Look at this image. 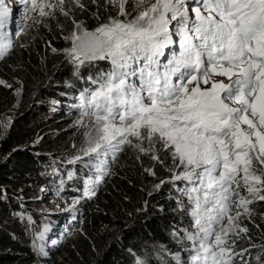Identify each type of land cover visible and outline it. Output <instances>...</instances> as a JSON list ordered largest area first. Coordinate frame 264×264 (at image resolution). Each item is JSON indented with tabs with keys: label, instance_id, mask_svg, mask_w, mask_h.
<instances>
[{
	"label": "snow or ice",
	"instance_id": "snow-or-ice-1",
	"mask_svg": "<svg viewBox=\"0 0 264 264\" xmlns=\"http://www.w3.org/2000/svg\"><path fill=\"white\" fill-rule=\"evenodd\" d=\"M58 2L63 6L65 0ZM125 2L119 0L121 15ZM30 4L41 17L50 15L46 8L57 7L46 0ZM202 8L207 15L196 7L190 23L184 0H156L126 22L112 19L94 31L77 24L79 31L69 37L72 47L67 55L77 66L105 58L114 66L88 98L98 127L94 138L86 133L90 139L84 155L95 154L99 160L125 144L151 153L155 160L160 159L157 153L170 152L185 169L182 177L174 178L194 185L187 194L196 230H184L183 237L192 242L189 264H234V257L243 252L234 251L229 233L247 229L235 224L240 213L231 215L232 208L248 212L253 199L264 200V0H202ZM9 17L0 0V30ZM178 17L181 50L160 73L152 67L157 64L152 57L171 42L169 25ZM11 47L0 31V56ZM140 59L146 63L139 69L137 87L127 82L135 70L115 69L129 68ZM214 75L227 77L230 83L213 80L210 89H202L200 84ZM242 186L252 199L233 201ZM174 259L180 264L178 255ZM137 264L145 262L138 259Z\"/></svg>",
	"mask_w": 264,
	"mask_h": 264
},
{
	"label": "trees",
	"instance_id": "trees-1",
	"mask_svg": "<svg viewBox=\"0 0 264 264\" xmlns=\"http://www.w3.org/2000/svg\"><path fill=\"white\" fill-rule=\"evenodd\" d=\"M117 1L65 0L63 11L57 9L37 32L14 42L7 37L12 47L0 56V97L7 84L15 96L0 109V264H177L176 255L184 264L189 255L183 239L188 189L174 181L182 167L170 152L155 160L125 144L99 160L72 155L87 140L77 120L94 117H83L90 109L83 88L106 80L113 64L72 63L64 54L72 47L67 34L78 32L77 24L94 31L112 19L131 20L127 15L137 8L127 11L125 3L121 15ZM46 189L65 195L79 221L72 227L66 220L72 237L42 255L30 250L29 228L18 213L30 210L36 190ZM247 207L235 221L247 232L228 237L234 251L243 252L234 264H264V200Z\"/></svg>",
	"mask_w": 264,
	"mask_h": 264
},
{
	"label": "rangeland",
	"instance_id": "rangeland-1",
	"mask_svg": "<svg viewBox=\"0 0 264 264\" xmlns=\"http://www.w3.org/2000/svg\"><path fill=\"white\" fill-rule=\"evenodd\" d=\"M38 2H39V0H38ZM46 2L55 4V5H57V7L53 8V9L46 8L45 11L50 13V15H46V16L41 17L39 15L38 11L33 12L30 10V8H31L30 0L27 4L24 2V0H3V4L8 8V10L10 12V17H9L8 22L5 24L4 28L0 31H2L4 34H6V36L13 42L16 41V39L19 35H23V37L30 36L31 32L36 31L37 28H39V26L41 25V23H44V25H46L48 20L52 19V16L56 12V10L57 9L59 10L61 7H63V6L59 5L58 0H46ZM155 2H156V0H144L143 4H138V0H126L125 3L128 4L127 11L130 10L131 8H133L134 6L137 8V10L134 11L132 14L128 13L127 17H129L131 20L134 19L141 11L150 7ZM117 6H118V10H119L120 9L119 0L117 1ZM184 7L187 8L188 17L190 18V23L195 21V12L193 11V9L195 7L193 4V0H184ZM169 16H170V14H169ZM180 19L181 18L178 17L176 21H172L171 24L169 25V32L171 34V42L167 43L165 46L160 48L157 51V54L152 57L153 60L157 62V64L152 65V67L155 68L156 71H159V68H160L159 63L160 62L165 61V65H168L169 62L173 59V57L175 55H178L180 50H181L180 49L181 35L177 34L178 33L177 24H178ZM189 26H190V24H189ZM70 36H71V33L67 34V39H69ZM70 42H71V39H70ZM64 54L66 55L67 53L65 52ZM148 54L150 55L151 53H148ZM103 60L111 62V60L108 58H105ZM102 63H104V62L97 63V66H101ZM145 63H146V60L142 61L140 59L136 62H132L131 67H129V68L115 69V70L118 72H124V71L131 72V71L135 70L137 73V71H139V69L142 68ZM104 66L107 67L106 63H104ZM100 71H101L100 69L96 68V72H100ZM112 71H114V66H113V69L110 71V73ZM234 78L235 77H233V79ZM213 80L222 81L226 84L230 83V81L228 80L227 77H221V76H215L214 75V76L210 77L207 85L204 83H201L200 87L202 89H210L211 83ZM128 82H132V84H135L137 87H139V85H140V74L137 73L135 76H129ZM192 86L193 85H189V87H192ZM11 88L12 87L10 84L4 85V88H2L4 94H2L0 97V99L3 101V102H0V109L5 108L7 103L12 102L14 100L15 92H13L12 90H9ZM144 95L146 96V93H144ZM76 124L79 125V127L81 128L82 134H84L85 139H87L84 144L75 145L73 147L72 155L75 157V159H78V158L84 156L83 150L89 146L88 141H89L90 137H88V135H86V133H91V130L93 128V134L91 135V138H94L96 136V128L98 127V124L95 121V118H88V119L84 120L83 122H80L79 120H77ZM133 141H135L134 138H133ZM146 143L147 142H145V144ZM36 191H37V193L35 194L34 197L37 199L35 200L36 203L34 205H40V204H43V203H46V202H49L52 200H60L62 202H65L64 200L58 198L55 194L50 195L49 192H51V191L49 189L41 190V191L36 190ZM238 191H239L238 196L237 195L232 196L233 201L239 200L240 197H247V195H248L247 191L246 190L244 191L243 186ZM61 208H63V207H61ZM242 209L243 208H236L235 206H233L230 214L233 215L235 212L240 211ZM244 213H245V211H244ZM224 222L227 223V219H225ZM39 230H40L39 234L41 235V231L46 230V227L42 226L41 229H39ZM42 243H43V240L40 239L36 243V245L39 247V245ZM33 245H34V243H33ZM37 250H39V249H37Z\"/></svg>",
	"mask_w": 264,
	"mask_h": 264
},
{
	"label": "clouds",
	"instance_id": "clouds-1",
	"mask_svg": "<svg viewBox=\"0 0 264 264\" xmlns=\"http://www.w3.org/2000/svg\"><path fill=\"white\" fill-rule=\"evenodd\" d=\"M100 60H102V59H100ZM141 60L143 61L144 59H141ZM161 63H164V65L162 66ZM164 66H165V61H162L159 63L160 68L165 69ZM137 73H139V71H137ZM128 79H129V77L127 78V82H128ZM99 80H102V79H99ZM177 80H178V75L176 76L175 80L172 82L176 83ZM104 81H102L100 83H103ZM87 83H89V81H87ZM100 83H98V82L93 83L91 86H89L90 89L83 88L85 90V93L88 96V98L90 97L91 92L95 91L99 87ZM128 83L132 84V82H128ZM92 111H93V108L90 107L88 113H92ZM84 116H88V115H83V117ZM88 118H95V117L89 116ZM242 127L246 128L247 126L242 125ZM134 142H136V141H133V143ZM177 161L179 163L178 159H177ZM179 165H181V164L179 163ZM181 167H182V169H181L182 172L180 174L175 173L173 175V177L175 175H180L182 177L185 169H184L183 165H181ZM62 177L63 176H60L59 179H61ZM174 181H182L186 185L188 192L194 186L193 183H191L188 180L183 179V178H181V179H175L174 178ZM59 183H60V181H59ZM197 184H198V182H197ZM244 191H245V189H244ZM55 195L58 198L64 200L65 202H62L60 200H52V201H49V202H46V203H43L40 205H34L36 203V202H34V203H31V205L29 206L30 210L21 211L18 213V218L21 221V223L29 228V230H27V233L29 236V241H30L29 242V248L34 253L44 255V253L49 248L57 245L61 241V238H63L64 240H66L67 238H71L72 236L67 234L68 226H65V222H66V220H68L69 225L74 227L79 221V217H78L77 213L75 212L73 214V212L71 210V205H70V202L68 201L69 199L65 195H59L58 193H56ZM61 207H63V208H61ZM192 207H193V205L190 202V207H189L188 214H187L188 220H189L188 226L185 227V229H184V230H187L189 232H195V230H196L194 227L193 218L190 214ZM237 212H239L240 214H243L244 209L237 211ZM237 212H235L233 214V216L234 215L236 216ZM224 223H225V225H227L226 222H224ZM42 226H45L46 230L41 231V235H40L39 229H41ZM40 239L43 240V243L40 244L38 247L36 245V243ZM186 241H187L188 247L190 249V252H189L188 257L185 258L183 261L185 262L184 264H189L190 258L193 255L192 242L188 241V240H186ZM33 243H34V245H33ZM37 249H39V250H37Z\"/></svg>",
	"mask_w": 264,
	"mask_h": 264
},
{
	"label": "water",
	"instance_id": "water-1",
	"mask_svg": "<svg viewBox=\"0 0 264 264\" xmlns=\"http://www.w3.org/2000/svg\"><path fill=\"white\" fill-rule=\"evenodd\" d=\"M72 45V44H71ZM100 61V59H96V60H91V61H85L84 63H96Z\"/></svg>",
	"mask_w": 264,
	"mask_h": 264
},
{
	"label": "bare ground",
	"instance_id": "bare-ground-1",
	"mask_svg": "<svg viewBox=\"0 0 264 264\" xmlns=\"http://www.w3.org/2000/svg\"><path fill=\"white\" fill-rule=\"evenodd\" d=\"M161 65L163 66L164 65V63H161ZM139 68V67H138ZM217 81V80H216ZM125 149H127V148H125Z\"/></svg>",
	"mask_w": 264,
	"mask_h": 264
}]
</instances>
